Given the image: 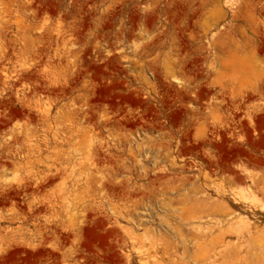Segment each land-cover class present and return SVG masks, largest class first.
I'll use <instances>...</instances> for the list:
<instances>
[{
  "label": "rangeland",
  "instance_id": "1",
  "mask_svg": "<svg viewBox=\"0 0 264 264\" xmlns=\"http://www.w3.org/2000/svg\"><path fill=\"white\" fill-rule=\"evenodd\" d=\"M0 264H264V0H0Z\"/></svg>",
  "mask_w": 264,
  "mask_h": 264
},
{
  "label": "bare ground",
  "instance_id": "2",
  "mask_svg": "<svg viewBox=\"0 0 264 264\" xmlns=\"http://www.w3.org/2000/svg\"><path fill=\"white\" fill-rule=\"evenodd\" d=\"M204 239V238H203ZM222 244V243H221ZM228 248V247H227ZM224 249V248H223ZM221 251V250H220ZM225 254V253H224Z\"/></svg>",
  "mask_w": 264,
  "mask_h": 264
}]
</instances>
